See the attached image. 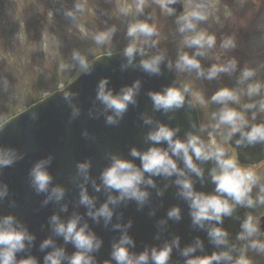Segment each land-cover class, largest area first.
<instances>
[{
	"label": "clouds",
	"instance_id": "1",
	"mask_svg": "<svg viewBox=\"0 0 264 264\" xmlns=\"http://www.w3.org/2000/svg\"><path fill=\"white\" fill-rule=\"evenodd\" d=\"M181 4V0H164L162 7L169 16H175L176 31L182 36L186 48L193 49L192 53L181 52L175 61V69L179 72H195L197 77L206 80H215L220 74H231L237 70L235 58L225 63H214L205 70L201 59L208 55L217 45L215 33L200 28L202 23L209 19L206 0H190L189 10L177 14L173 5ZM183 7V6H182ZM81 6L74 5L73 9L65 10L66 18L75 20L76 13ZM135 10L143 14L144 0H137ZM129 9L122 8L121 14L128 15ZM117 28L113 25L92 34L91 38L96 45H110ZM88 35L87 31L84 32ZM158 35L157 28L147 20H135L127 25L126 37L129 43L123 49L124 62L120 65L121 71L129 68H139L149 76L162 75L161 65L169 70L171 63H165L163 52L149 55L148 49L155 48L158 41L153 39ZM237 46L234 36H225L220 47L223 50L235 49ZM112 55L111 51L107 53ZM137 57L140 59L137 61ZM73 65H64L65 68L77 69L80 74L90 75L94 61L74 50L71 53ZM256 75L252 68L240 70L237 79L238 85L244 87H223L217 90L210 98L211 103L219 105L217 111L211 113L214 122L212 129L219 134L225 144L234 145L235 149L264 146V121L256 122L258 116H264V98L258 102L243 103L238 110L232 105L241 104V97L249 98L260 96L264 85L259 82L249 83ZM7 85V80H3ZM141 91V81L134 80L131 85H124L118 91L109 87V79L102 78L97 82L95 100L102 105L96 115L103 116L106 125L115 126L124 118L129 106L137 104V97ZM190 87H183L172 83L162 87L159 91H149L148 98L152 104V111L165 115L172 120L174 114L186 106ZM76 95L71 91H64L63 99L71 107V119L80 115V109L72 104ZM200 102L205 103L203 96ZM89 116H93L89 112ZM140 119L149 130L144 139L149 144L146 150L135 147L129 149L133 159H124L116 154H109L110 163L104 167L97 178L90 175L92 163L89 160L76 164V175L73 178L78 188L76 207H83L84 212L72 211L67 219L61 213L69 212V205L65 202L66 189L61 185L53 184V176L48 169L52 157L36 161L29 170V185L37 195H43L42 206L50 203L56 205L58 211L48 217L47 227L50 235L38 245V251L43 253L42 264H171L173 251L182 258V264H251L246 254H240L237 245L230 239V233L222 226L224 219L233 217L238 207L252 209L257 205H264V185L260 186L259 194L253 198V188L258 185V177L251 168L241 166L235 155L229 154V149L215 140L209 142L202 138L206 127L199 126V133H185L183 139L178 137L179 127H171L155 120L152 116L142 113ZM196 127L195 124L192 125ZM87 137V133L83 134ZM23 155L13 148L0 146V171L13 166ZM139 160V165L134 163ZM211 161L213 167L208 170V181L214 185L211 192L196 189L199 181L205 183V171L202 164ZM182 165V166H181ZM155 177L162 178L165 183L158 187ZM99 180V183H97ZM94 193H102L103 202H97V195H90L88 186ZM170 186H175L176 197L185 202L190 217V226L194 231L206 234L208 243L213 247L211 254L205 252L204 241L193 237L191 243L181 247V238L172 235L159 245L145 246L142 251L135 252V240L129 235L132 221H123V214L117 209L122 205L127 207L134 201L137 211L149 207L148 215L154 217L156 210L150 207L151 190H155L157 197H163ZM8 186L0 182V203L8 197ZM13 207L14 202L10 201ZM240 219V217H235ZM102 225L103 228L118 232L111 242L109 258L97 260V254L103 247L104 241L89 224ZM115 220V222H113ZM182 220V211L179 205H173L166 211L165 218L157 221L158 232L155 240L161 239V233L166 230L168 221L178 223ZM258 220L251 214H245L240 220V231L236 233V241H247L248 248L264 253V240ZM62 243H57V239ZM36 236L28 227L14 215L0 216V264H41V260L31 254ZM71 245L74 251L69 254L66 246ZM204 253V254H197ZM18 254H23L18 259Z\"/></svg>",
	"mask_w": 264,
	"mask_h": 264
},
{
	"label": "water",
	"instance_id": "2",
	"mask_svg": "<svg viewBox=\"0 0 264 264\" xmlns=\"http://www.w3.org/2000/svg\"><path fill=\"white\" fill-rule=\"evenodd\" d=\"M183 1L181 4L173 5L177 14L183 10ZM123 51L108 54H101L92 58L94 61L93 71L90 75L80 74L78 78L77 69L70 77L68 82L54 92L48 94L40 101L30 105L23 111L8 118L0 124V146L13 148L23 155L13 166L4 168L0 171V182L8 186L9 195L0 203V216L14 215L18 220L24 223L30 232L36 236V247H33L31 254L41 260L43 253L38 251L39 243L50 235L47 227L48 217L53 212L58 211L56 205L49 204L42 206L43 195H37L29 185L28 173L32 165L43 158L52 157V163L49 166V173L53 176V184L63 186L66 191L65 202L69 205L68 213H61L62 218L67 219L72 211L83 213V207H76L78 200V188L73 180L76 175V164L89 160L92 163L90 175L97 178L101 170L110 163L109 154H116L124 159H133L129 155V149L132 147L138 150H146L149 144L145 142V135L149 130L148 126L143 125L140 116L142 113L152 116L155 120L168 124L171 127H179L178 137L183 139L185 133H199V115L197 108L188 94L185 107L176 111L172 120H168L165 115L152 111V104L147 96L149 91H159L162 87L175 83L182 86L177 78L174 69L169 70L161 65L162 75L149 76L139 68H129L121 71L120 65L124 62ZM149 55H152L148 52ZM140 58L137 57V61ZM165 63L168 62L165 60ZM109 79V87L118 91L124 85H131L134 80L141 81V91L137 97V104L129 106L124 118L115 126L106 125L104 117L97 116L96 113L102 110V105L95 100L97 82L102 78ZM64 91L76 93L72 98V104L80 109V115L76 119H71V107L63 99ZM89 112L93 116H89ZM264 120H257L262 122ZM196 127L193 128L192 125ZM87 133V137L83 134ZM203 138V135H202ZM229 146L234 150L235 157L241 165L255 166L264 161V146L235 149L234 145ZM134 163L139 165V160ZM182 166V165H181ZM205 171V183L203 186L197 181L196 189L204 192H211L214 188L208 181V170L213 167L211 161L201 165ZM158 187H163L165 181L162 178H153ZM99 183V180H97ZM90 195H97L99 203L103 202L102 193H94L91 186H88ZM151 191L150 207L156 210V215H148L149 207L145 206L143 210L137 211L134 201H130L127 207L123 205L117 209L123 214V221H132V227L129 229V235L135 240L136 247L132 251L140 252L145 246L159 245L165 239H170L172 235H178L181 238V247L191 243L193 237L199 236L205 244V252L211 254L214 250L208 243L206 234L202 231H194L190 226V217L188 208L184 201L176 197L175 186H170L163 197H157L155 190ZM14 202L10 207L9 202ZM173 205H179L182 211V220L178 223L168 221L166 230L161 233V239L155 240L154 236L158 232L157 221L165 218L166 211ZM247 213V209L238 207L233 217L224 219L223 227L230 233V239L237 245L238 251L242 254L245 241H236V233L240 231V220ZM248 214V213H247ZM240 217L236 219L235 217ZM115 222V220L113 221ZM262 233H264V215L258 218ZM90 226L96 234L103 239L104 244L97 254L98 261H104L109 258L111 251L110 245L119 233L103 228L102 225H95L89 220ZM264 235V234H263ZM57 239V243L62 240ZM67 252L71 254L74 249L71 245L66 246ZM204 254V253H197ZM23 254H18V259ZM115 264V262H113ZM171 264H182V258L173 251Z\"/></svg>",
	"mask_w": 264,
	"mask_h": 264
},
{
	"label": "rangeland",
	"instance_id": "3",
	"mask_svg": "<svg viewBox=\"0 0 264 264\" xmlns=\"http://www.w3.org/2000/svg\"><path fill=\"white\" fill-rule=\"evenodd\" d=\"M25 1L26 3L20 9L8 8L7 11L0 13V23L5 22L7 27L3 36L6 37V41L12 39L16 42L13 45L18 46V48L13 46L17 49L15 52L12 49L6 50L7 58L12 62L5 69L10 72L9 77L6 78L11 79L14 76L17 80L12 79L14 82L9 81L2 88L3 93H7L9 97V100L6 99L8 101L0 96V106L4 105L9 112L14 114L26 108L27 101L30 102L38 97L43 98L51 93L52 91L44 93V87L48 84H56L61 78H67L70 72L74 73V67H64L65 64L69 66L74 64L71 60V53L74 50L81 52L89 60L109 51L111 53L122 51L129 43V39L126 37L127 25L137 19L147 20L156 26L158 35L153 39L158 43L154 49L163 52L166 61L171 63L173 68H175V61L179 53L188 52L191 54L193 51V49L184 46L182 36L176 31V17L169 16L166 9L162 7L164 0H144L143 14L136 13L137 0ZM182 1L183 11H188L190 0ZM206 3L209 6V19L202 23L200 28L215 33L217 45L206 57L200 58L201 65L207 70L214 63H225L235 58L237 70L231 74L222 73L215 80L197 77L195 72L175 70L180 81L190 87V95L194 98L193 101L200 112V126L206 127L203 139L209 142L215 140L228 148L230 155H234L230 146L225 144L223 138L211 127L214 123L211 113L217 111L219 105L211 103L210 98L223 87H244L237 83L240 70L243 68H252L256 73L249 83L259 82L264 85V0H206ZM74 5H80L82 9L76 13L75 20L63 16L65 10L73 9ZM33 6H40L42 12H48L52 17L47 21L48 24L44 26L41 35L34 30L30 31L31 19L38 15V12L31 11ZM122 8L129 9L128 15L121 14ZM113 25L117 28V32L111 44L96 45L91 38L92 34ZM85 31L88 35L84 34ZM225 36L236 38L235 49L223 50L220 47V42ZM1 45H3L2 41L0 47H2ZM15 58L21 63L20 72L17 74L14 72V68L16 69ZM63 86L64 84H59L56 88L59 89ZM201 96L205 103L200 102ZM261 98H264V89L260 96L252 98L242 96L241 104L232 106L239 110L243 103L258 102ZM257 120H264V116H258ZM245 168H251L257 174L259 183L252 191V196L255 198L260 192V186L264 185V161L256 166ZM253 210L259 211L254 214L257 220L264 215V205H257ZM258 238L264 240V235H260ZM247 243L245 241L242 254H247ZM255 256L258 257L253 256L255 261L264 264V253L255 251Z\"/></svg>",
	"mask_w": 264,
	"mask_h": 264
},
{
	"label": "trees",
	"instance_id": "4",
	"mask_svg": "<svg viewBox=\"0 0 264 264\" xmlns=\"http://www.w3.org/2000/svg\"><path fill=\"white\" fill-rule=\"evenodd\" d=\"M26 3V1L25 0H0V13H2V12H4V11H7V9L8 8H21V6H23V4H25ZM31 11H34V12H38L37 14L38 15H35L32 19H31V22H30V24H31V27H30V31H36V33L38 32L40 35L42 34V31H43V28H44V26H47V24H48V20L50 19V18H52L51 17V15L48 13V12H46V13H44V12H42L41 10H40V6L39 7H35V6H33L32 8H31ZM39 12H41V13H39ZM63 16H64V14H63ZM18 24H20V23H18ZM5 28H7L6 27V24H5V22H3V23H0V42L2 41V43H3V45H1L2 47H0V83L1 82H3V80L4 79H6L7 80V83L9 82V81H13L12 79H15V80H17V78L16 77H14V76H12L11 77V79L10 78H6L7 76L9 77V74H10V72H7V71H5V69L11 64V62H12V60L11 59H8L7 58V52H6V50H8V49H12V50H14V52L17 50V49H15L13 46H17V45H13V43H16V42H14L12 39L11 40H7L6 41V37H4L3 36V34H4V30H5ZM29 38V37H28ZM16 48H18V46L16 47ZM147 51H150V52H152L153 54H156V53H159L158 51H157V49H154V48H151V49H148ZM113 52V51H112ZM108 53V52H107ZM15 66H16V69L14 68V72L17 74V73H19L20 72V69H21V63L19 62V61H17V59L15 58ZM35 65V64H34ZM36 67H38V66H36ZM32 69V68H31ZM175 69V68H174ZM74 71V70H73ZM176 71V70H175ZM72 73L73 72H70L68 75H67V78L69 79L70 77H71V75H72ZM63 77V76H62ZM67 78H65V79H63V78H61V80H59V82L58 83H54L53 85H49L48 84V86H46V87H44V93H47V91H54V90H56L57 88V85H59V84H65L66 83V79ZM68 79H67V81H68ZM14 82V81H13ZM181 83H182V85L183 86H185L184 85V83L181 81ZM3 86H5L4 85V83L3 84H0V96L5 100V101H8L9 99V97H8V95H7V93H3V91H2V88H3ZM46 90V91H45ZM189 94H190V92H189ZM2 99V100H3ZM6 99H8V100H6ZM41 99V97L39 98H35V99H32L30 102H28L27 101V106H29V105H31V104H33V103H35L36 101H38V100H40ZM194 99V98H193ZM216 111V110H215ZM212 112V111H211ZM16 113V112H15ZM200 113V112H199ZM12 115H14V113H12V112H9V110H7V108L6 107H4V105H1L0 106V123L2 122V121H4L5 119H7V118H9V117H11ZM248 210V214H251V215H253L254 216V214H256V212H258L259 213V211H254L253 210V208L252 209H247ZM247 242V241H246ZM247 257L250 259V261H251V264H259L257 261H255L254 260V258H253V256L255 257V258H258L257 256H255V251L254 250H252V249H250V248H248V246H247Z\"/></svg>",
	"mask_w": 264,
	"mask_h": 264
},
{
	"label": "flooded vegetation",
	"instance_id": "5",
	"mask_svg": "<svg viewBox=\"0 0 264 264\" xmlns=\"http://www.w3.org/2000/svg\"><path fill=\"white\" fill-rule=\"evenodd\" d=\"M234 155H235V154H234ZM241 166H242V165H241ZM242 167H244V168H245V167H248V166H242Z\"/></svg>",
	"mask_w": 264,
	"mask_h": 264
}]
</instances>
